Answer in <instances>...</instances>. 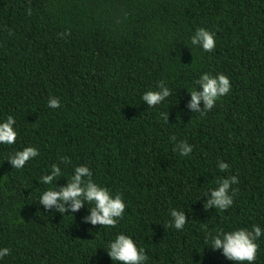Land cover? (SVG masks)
Segmentation results:
<instances>
[{
	"label": "trees",
	"instance_id": "obj_1",
	"mask_svg": "<svg viewBox=\"0 0 264 264\" xmlns=\"http://www.w3.org/2000/svg\"><path fill=\"white\" fill-rule=\"evenodd\" d=\"M201 27L215 33L210 52L190 42ZM205 71L231 88L202 116L189 101ZM160 82L172 95L148 107L141 97ZM8 115L18 135L0 145V248L10 249L0 264H113L104 247L120 232L146 264H234L205 236L264 229V0H0V120ZM182 141L188 156L174 150ZM29 145L38 156L13 168L9 156ZM53 163L62 176L43 185ZM76 165L122 195L115 226L86 223V204L74 216L39 204ZM232 175L233 204L206 210V192ZM171 208L185 210L183 230L170 227ZM257 244L264 264V235Z\"/></svg>",
	"mask_w": 264,
	"mask_h": 264
},
{
	"label": "clouds",
	"instance_id": "obj_2",
	"mask_svg": "<svg viewBox=\"0 0 264 264\" xmlns=\"http://www.w3.org/2000/svg\"><path fill=\"white\" fill-rule=\"evenodd\" d=\"M190 42L192 45L210 52L216 46L215 33L206 28H197L191 35ZM230 88V80L225 74L218 73L213 76L207 71L202 72L190 90L189 107L193 112L203 116L213 108L220 97L229 92ZM170 95H172V90L160 82L157 88L146 90L141 100L148 107H155L162 104ZM201 102H203L202 107ZM48 107H60V100L57 97H50ZM161 115L163 119L168 120V113ZM15 125L16 120L12 115L0 120V145L16 143L18 133ZM174 150L178 151L181 156H188L192 153L193 146L187 141H182ZM38 154L39 149L29 145L16 150L7 161L13 168L20 170ZM217 167L223 172L230 165L223 160H218ZM62 172L63 169L60 165L53 163L47 174L39 178V182L46 186L56 185L57 177H61ZM66 179L67 183L60 186L59 190L56 186L47 187L40 193L39 204L43 205L45 210L51 209L55 205V210L59 213L74 216L86 204L88 214L84 216V221L93 226L113 227L123 217L126 203L122 195L113 194L108 187L97 183L93 179V173L89 166H74L71 175ZM237 183L238 177L235 175L219 178L216 187L206 192L210 194L204 203V208L206 210L215 208L220 211L228 209L233 204L234 190L231 189V186ZM169 215L171 217L170 227L183 230L188 219L185 210L171 208ZM262 235H264V229L259 225H253L251 230L243 227L230 231L219 229L205 236V246H209L212 251H220L227 260L233 261L234 264H255L258 250L257 240ZM104 249L113 264H146L148 260L145 249L139 246L131 235L124 232L117 233L113 239L108 241ZM9 254V248H0V259Z\"/></svg>",
	"mask_w": 264,
	"mask_h": 264
}]
</instances>
